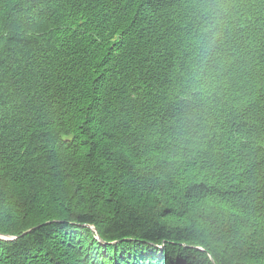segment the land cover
Here are the masks:
<instances>
[{"label":"trees","instance_id":"trees-1","mask_svg":"<svg viewBox=\"0 0 264 264\" xmlns=\"http://www.w3.org/2000/svg\"><path fill=\"white\" fill-rule=\"evenodd\" d=\"M0 235V264H264V0H0Z\"/></svg>","mask_w":264,"mask_h":264},{"label":"rangeland","instance_id":"rangeland-1","mask_svg":"<svg viewBox=\"0 0 264 264\" xmlns=\"http://www.w3.org/2000/svg\"><path fill=\"white\" fill-rule=\"evenodd\" d=\"M94 230H95V228L92 227V231H94ZM0 236H2L5 239H12V238L16 237V236H13V235H0Z\"/></svg>","mask_w":264,"mask_h":264}]
</instances>
